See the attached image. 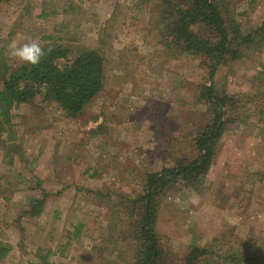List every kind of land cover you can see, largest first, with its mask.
I'll return each instance as SVG.
<instances>
[{
  "label": "rangeland",
  "instance_id": "374dc122",
  "mask_svg": "<svg viewBox=\"0 0 264 264\" xmlns=\"http://www.w3.org/2000/svg\"><path fill=\"white\" fill-rule=\"evenodd\" d=\"M223 2L242 34L261 25L264 0ZM161 10L158 0L0 2V68L20 66L9 44L47 36L104 60L102 90L77 119L54 103L11 111L15 139H0V241L14 248L4 264L36 262L39 250L52 264H131L117 196L134 197L147 173L196 157L193 141L210 119L205 87L230 98L224 132L202 185L160 201L167 261L189 247L224 256L264 244V46L249 47L211 82L199 59L166 41ZM33 196L45 197L34 217Z\"/></svg>",
  "mask_w": 264,
  "mask_h": 264
},
{
  "label": "trees",
  "instance_id": "16d2710c",
  "mask_svg": "<svg viewBox=\"0 0 264 264\" xmlns=\"http://www.w3.org/2000/svg\"><path fill=\"white\" fill-rule=\"evenodd\" d=\"M7 1L10 0H0ZM158 2L162 6L161 22L166 41L181 54L199 59L211 82L221 67L238 59L249 47L264 46V19L259 27L244 35L223 0ZM42 39L44 43L40 45L45 55L38 65H20L13 71H8L6 66L0 68V139L7 134V142L15 139L11 113L14 108L54 103L64 117L73 120L102 90L104 60L96 50L79 48L72 53L68 47L51 42V36ZM215 92L213 87L204 88V104L210 119L193 141L196 157L186 158L175 167L147 173L141 192L134 197L117 196L119 200L114 209L117 214L119 210L127 213L125 220L129 229L124 239L133 243L131 264H264V244L257 250H231L224 256H216L211 249L189 247L180 258L167 261L165 247L156 231L162 198L184 185L197 190L217 155L230 98ZM11 152L17 153V149L13 147ZM38 197L31 198L34 209L40 208L31 213L33 217L40 214L45 203L44 196ZM81 228L82 225H78L74 236L79 235ZM13 251L9 243L0 241V264H4ZM49 257V250H39L35 255L37 261L30 264H52Z\"/></svg>",
  "mask_w": 264,
  "mask_h": 264
},
{
  "label": "clouds",
  "instance_id": "9594fccd",
  "mask_svg": "<svg viewBox=\"0 0 264 264\" xmlns=\"http://www.w3.org/2000/svg\"><path fill=\"white\" fill-rule=\"evenodd\" d=\"M9 56L19 65L36 66L45 55L40 43L36 40L17 45L15 42L9 44Z\"/></svg>",
  "mask_w": 264,
  "mask_h": 264
}]
</instances>
